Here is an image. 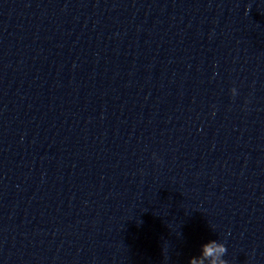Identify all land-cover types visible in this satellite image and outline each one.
Instances as JSON below:
<instances>
[{
  "label": "clouds",
  "instance_id": "1",
  "mask_svg": "<svg viewBox=\"0 0 264 264\" xmlns=\"http://www.w3.org/2000/svg\"><path fill=\"white\" fill-rule=\"evenodd\" d=\"M235 94V89L232 90ZM226 246L217 240H209L201 245L198 255L189 258V264H228L224 259Z\"/></svg>",
  "mask_w": 264,
  "mask_h": 264
}]
</instances>
